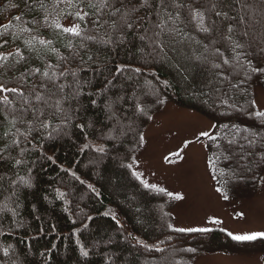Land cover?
Returning a JSON list of instances; mask_svg holds the SVG:
<instances>
[{
    "label": "trees",
    "instance_id": "16d2710c",
    "mask_svg": "<svg viewBox=\"0 0 264 264\" xmlns=\"http://www.w3.org/2000/svg\"><path fill=\"white\" fill-rule=\"evenodd\" d=\"M31 2L33 8L29 10L24 0H0V21L5 16L4 24H9L8 29L0 27L3 33L0 43L8 41L0 52L13 56L20 52L27 58L17 64L10 57L8 63L13 67L0 68V83L23 88L25 95L33 99L32 107L23 117L26 122H22L18 111L22 105L19 98L9 94L13 103L8 110L0 106V264H193L201 255L244 254L241 252L253 246H258V253L264 255V239L237 242L220 230L172 231L168 227L172 224V215L168 203L164 202L166 194L146 189L132 175V167H127L142 144L139 136L149 119L142 114L131 115L135 93L149 101V116L171 102L210 120L215 126L212 135L215 139L207 138L205 149L215 186L231 198H248L253 194L264 165H257L248 152L264 146V121L255 116L258 110L256 105L253 107L256 91L264 92V76L257 78L251 74L247 78V65L249 60L256 64L258 57L254 53L264 46V25L252 24L245 28L243 21L250 15L247 0H221L220 8L227 17L216 18L217 30L211 35L200 33L194 24L177 22L183 33L175 41H169L163 51L152 39H139L145 35V28L148 29L146 37L153 36L152 22L156 17L149 10L137 14L149 17L144 26L136 25L124 44L114 46L101 43L109 38L105 35L106 30L111 31L107 25L101 28L88 23L87 18L81 22L75 15L64 14L77 12V7L61 4L54 9L55 0ZM41 2L46 8L39 6ZM88 2L76 0L80 9L93 18H100L97 10L87 7ZM11 4L19 6L11 7ZM17 15L21 20L15 19ZM46 15L47 24L44 23ZM184 16L186 12L182 20ZM54 20L64 26L73 21L80 23L81 36L62 33L52 23ZM229 24L235 28L232 38L245 44L236 53L231 50V42L221 39L220 35ZM168 26H172L170 21ZM244 31L249 34L247 38L240 35ZM88 36L96 39L88 40ZM112 36L115 39L116 34ZM41 39L51 44L45 48L38 42ZM163 39L167 41L168 37ZM213 39L219 41L214 46ZM26 40L32 41L34 48L27 46ZM205 44L209 45L207 50ZM216 48L224 53L223 57L216 53ZM73 52H79L84 60L76 57L73 61ZM237 53L239 61L235 59ZM89 55L93 60H87ZM197 56L201 59L196 60ZM62 57L68 58L67 65ZM225 58L229 65L222 64ZM214 63H221V69L213 68ZM47 65H52V69ZM69 65L76 70L78 83L70 75L60 78V69ZM36 67L50 74L55 71L56 84L71 85L64 92L69 99L62 101V108L68 111L70 119L66 120L55 106L62 95L55 88L52 92L42 90L51 108L36 105L30 89L43 79L39 74H30ZM147 80L154 85L151 92L145 88ZM77 91V99L71 100L70 94ZM144 93L149 95L145 97ZM119 96H125L129 102L118 103L114 109L118 114L130 115L135 130L127 135L117 131V138L112 140L106 135L113 132L114 122L108 120L105 106ZM157 98L165 103H157ZM38 108H44L45 116L41 119L49 127L42 128L37 122L33 125L36 130L29 133L28 124L34 119L32 112ZM14 119L15 125L11 123ZM126 123L128 119L121 121V125ZM59 132L64 137L55 138ZM249 141L259 143L253 145ZM101 147L108 151L106 156L98 154L96 149ZM97 154L100 159L96 158ZM244 160L247 165L242 166ZM25 182L32 187H23ZM155 247L163 249V259H157L156 254L161 252L153 251ZM4 249H8L7 257L3 255ZM82 251L88 255L83 256Z\"/></svg>",
    "mask_w": 264,
    "mask_h": 264
},
{
    "label": "snow or ice",
    "instance_id": "6c2138e0",
    "mask_svg": "<svg viewBox=\"0 0 264 264\" xmlns=\"http://www.w3.org/2000/svg\"><path fill=\"white\" fill-rule=\"evenodd\" d=\"M83 2V0H82ZM220 2L221 0H97L96 3H92L91 0H89L87 7H90L92 9L97 10V15L100 18H93L89 15V13L84 12L83 9L79 8V4H76V0H55V3L53 5L54 9L59 8L61 4H64L66 6H75L79 10L75 13L72 12H65L64 14L66 16H73L75 15V18L77 21H85V19H88V23L90 24H96L98 27H105L107 25L108 29L111 31L106 30L105 35H108V40H101V43L105 44H113L114 46L124 44L125 38L128 35L130 31L136 30V25H140L141 27L144 26L143 22L148 20L149 17L147 14L144 15H137L141 13V10H149L151 11L154 16L156 17L155 20L152 22V29H153V36L152 37H146V33L148 31L147 28L144 29L145 35H140L139 39L141 41H145V39H152L153 43L156 44V47H158L161 51L164 50L165 47L168 46L169 41H175V38L178 34L183 33V29L178 28L177 22H186L187 24H194L197 31L200 33H205L211 35L214 31L217 30V19L220 17H227V13L223 12V10L220 8ZM25 7L29 10H32L33 4L31 0H24ZM262 4H264V0H262ZM11 7H18V4H11ZM41 8H46V6L41 2L39 5ZM104 9H108L107 12H104ZM63 11V10H62ZM186 12V16H184V20L181 19L182 14ZM51 13H48L50 15ZM59 15V13H57ZM104 16H107L108 19L104 20L102 19ZM16 20H21V17L17 15L15 17ZM235 19V17H233ZM243 19V18H241ZM109 20H111V23L109 24ZM169 21L171 22V27H169ZM44 23H48V17L47 15L44 17ZM54 26L59 29L62 33L67 34L68 36L73 37H80L81 33L83 31L81 24L77 22H70L68 26L61 25L58 20H54L52 22ZM0 27H3L4 29L9 28V24H0ZM21 31H27L25 28H21ZM235 31V28L229 24L226 27L225 31H222L220 33L221 39H226L231 42L232 44V52L236 53L237 49H243L245 47V44L240 43L232 38V33ZM112 33L116 34L115 39H113ZM0 35H3V33H0ZM242 38L248 37V32L244 31L240 33ZM155 37L156 39H153ZM164 37H168V40L166 41L163 39ZM208 38V37H205ZM88 40H95L96 37L94 36H88L86 37ZM40 45L47 48V45L51 44V41H45L43 39L38 41ZM180 42V41H176ZM219 41L212 40L211 43L214 46ZM27 46L30 48H34V45L32 44V41H25L24 42ZM197 44L200 43V41H196ZM8 44L7 39L4 40L3 43H0V49H4L5 46ZM69 49L71 50V45H68ZM83 47V45H81ZM205 49L209 47V45H204ZM249 47H253V45L249 44ZM216 53L223 57L224 53L219 50V48L215 49ZM257 55L258 59L255 65H253L252 61H248V77L251 78V74H255L257 78L260 76H264V46H261L257 49V52L254 53ZM10 57L15 59V62L19 64L21 61L26 60L27 58L22 55L20 52H16L13 56L12 53L5 54L4 52H0V68L11 69L13 65L9 64L8 61ZM76 57H79L81 61L84 60V56L81 55L79 52H73L72 53V60L74 61ZM62 60L65 61V64L68 63V58L62 57ZM196 60H200L201 57L197 56L195 57ZM235 59L237 61L240 60L239 53L236 54ZM87 60L91 61L93 60V57L89 55L87 57ZM223 65H229V60L227 58L223 59L222 61ZM52 65H47L48 69H52ZM215 69H221L222 65L221 63H214L212 65ZM241 67H244V65H241ZM138 72L139 69H136ZM30 74L35 76L37 74L41 75L43 79L38 82L37 84L33 85L30 89L31 94L34 95L35 100L43 104L49 108L52 107L51 104L48 103V100L45 98L43 91L52 92V88L57 89L62 95L56 100L55 106L58 111H62L64 113L65 119H70L68 115V111L66 109L62 108V101L68 100L69 95L64 94L66 87H71V85H65L64 83L56 84L55 80L58 78L57 73L55 71H52L51 74L49 71H43L41 72V69L39 67L33 68L30 70ZM223 75L224 79H228L227 75ZM73 77V82L78 83L77 80V72L74 70L70 65L64 68L60 69L59 76H63L67 78V76ZM49 84L52 85V87H49ZM167 86V84H165ZM43 90V91H42ZM9 94H12L13 96L19 98L22 101L21 107L18 109L21 114V120L23 121V117L26 112L30 110L31 102L30 97L25 95V91L23 88H18L17 86H9L7 84L0 83V106H3V110H8V106L13 103V101L10 99ZM55 95V93H52ZM155 94L154 92L152 93ZM143 96L149 95V93L142 94ZM71 100H76L78 96V91L75 93H71ZM134 99L131 101V115H137L142 114L144 116H148L149 119L152 117L148 115V111L146 108V105L149 103V101L142 99L140 96H135V93L133 94ZM128 103L129 101L126 99L125 96H119L117 100L110 101L106 106V114L107 118L110 121H113L112 125V131H119L121 135H127L128 132L134 131L135 129L132 127V124L134 121L131 120V116L127 113H124L123 115L118 114V112L114 109V105L118 103ZM157 103L163 104L165 103L164 100H161L157 98ZM94 104L95 101H92ZM24 106H29L28 108ZM253 107H255V102H253ZM78 111V109H77ZM123 111V110H121ZM32 115L34 119L31 123L28 124V132L31 133L32 131L36 130L33 125L37 122L39 123L40 127L47 128L49 127V124L46 123L45 119H41V117L45 116L44 108H38L34 112H32ZM51 115H56V113H52ZM255 116L257 118H260L262 121H264V111H256ZM127 118L129 120V123L126 125H121V121L123 119ZM11 123L15 125L16 120H12ZM82 127V126H81ZM215 127V126H214ZM226 127V126H225ZM23 135V133H21ZM201 137H207L209 140L215 139V137L212 136V134L208 131H203L199 134L197 137V140H199ZM113 137H109V139H112ZM145 137L143 135L139 136V142L144 143ZM13 143H16V141H13ZM193 143V141H186L183 145V148L171 153L170 156H166L165 162H171V157L175 156L177 158L182 159L181 153L185 148L189 146V144ZM231 143V141H229ZM250 144H253L252 141H249ZM97 151L103 153L104 149L98 148ZM248 156H251L257 165H264V146L257 148L254 151L248 152ZM246 158V157H245ZM51 159V157H49ZM16 163H20L19 161H16ZM127 167L131 168V165H127ZM132 175L136 177L137 180H140V183L143 184V186L147 188H156L155 185H150L148 182L141 179V175L138 172L133 171ZM79 179V178H77ZM83 183V181H81ZM91 187V186H89ZM159 192H164L165 189L160 188L158 189ZM216 191L218 193H221L223 195V198L225 200L228 199V196L222 192L220 188H217ZM169 195H172L171 193H168ZM61 196H63V193H61ZM175 199L177 200H183L184 197L180 195H176ZM107 215V213H106ZM237 216L243 218L244 214L242 212L237 213ZM115 219V217H113ZM208 223L210 224H221L222 221L215 218H210ZM168 227L178 233H184V232H190V233H207L212 231V229L208 227H176L173 228L172 225H168ZM227 235L234 241L237 242H251L255 241L257 239H264V232H254L251 234H241L236 235L232 232H227ZM145 248H148V245H143ZM151 250V249H150ZM157 252H162L163 249L159 247L154 248ZM189 252H194L195 249H188ZM3 255L7 257L9 255L8 249H4ZM83 256H87V251H82Z\"/></svg>",
    "mask_w": 264,
    "mask_h": 264
},
{
    "label": "rangeland",
    "instance_id": "374dc122",
    "mask_svg": "<svg viewBox=\"0 0 264 264\" xmlns=\"http://www.w3.org/2000/svg\"><path fill=\"white\" fill-rule=\"evenodd\" d=\"M247 3L250 15L246 17V22L243 21L245 28L248 29L252 24L263 26L264 4L262 0H247ZM5 22L6 17L2 16L0 24ZM153 87L154 85L147 80L145 83L147 91H153ZM255 105L258 111H264L262 90H257L255 93ZM151 117L142 131L145 141L132 157L130 165L132 171L141 175V179L156 186L154 190L165 189L164 202L168 203L170 208L172 227H208L236 235L264 232V171L250 197L231 198L228 196L225 200L223 195L216 191L217 187L209 170L205 150L207 137L197 140L203 131L213 134L211 121L193 110L177 107L171 102L166 103ZM125 119L127 122V118ZM116 133L117 131H113L106 137L111 136L112 140L116 139ZM58 137H64L63 133L55 134V138ZM186 141H193V143L183 150L181 153L183 158L172 156L170 163L165 162L164 158L183 148ZM258 143L256 141L253 145H258ZM98 154L103 157L108 154V151L104 150L103 153ZM98 154L96 158L100 159L101 156ZM245 165H247L246 160L242 163V166ZM22 185L27 188L32 187L29 182ZM176 195L183 196L184 199L177 200ZM154 212L157 213L155 208ZM240 212L244 214L243 218L237 216ZM210 218L219 219L222 223L210 224L208 223ZM257 249H259L258 246H253L247 252H241L244 254L223 252L205 254L198 257L193 264H264L262 258L264 255L261 256ZM156 256L161 260L165 252L158 253Z\"/></svg>",
    "mask_w": 264,
    "mask_h": 264
}]
</instances>
